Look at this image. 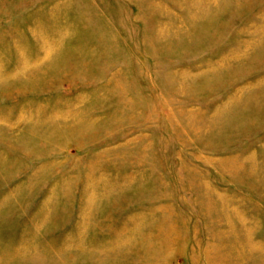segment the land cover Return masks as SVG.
Segmentation results:
<instances>
[{
    "label": "rangeland",
    "instance_id": "1",
    "mask_svg": "<svg viewBox=\"0 0 264 264\" xmlns=\"http://www.w3.org/2000/svg\"><path fill=\"white\" fill-rule=\"evenodd\" d=\"M0 264H264V0H0Z\"/></svg>",
    "mask_w": 264,
    "mask_h": 264
}]
</instances>
